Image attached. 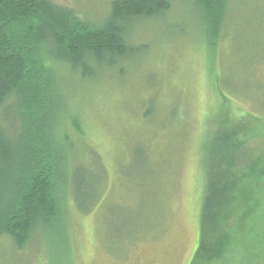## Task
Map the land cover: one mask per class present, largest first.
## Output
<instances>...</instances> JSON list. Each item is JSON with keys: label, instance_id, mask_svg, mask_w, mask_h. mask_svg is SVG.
<instances>
[{"label": "rangeland", "instance_id": "obj_1", "mask_svg": "<svg viewBox=\"0 0 264 264\" xmlns=\"http://www.w3.org/2000/svg\"><path fill=\"white\" fill-rule=\"evenodd\" d=\"M113 1L53 0L95 25ZM172 4L133 27L140 49L121 67L90 80L60 70L82 129L69 182L80 209L69 199L68 228L36 231L22 250L1 239L0 264L190 263L212 135L230 117L264 124V0H230L212 47L192 0Z\"/></svg>", "mask_w": 264, "mask_h": 264}, {"label": "trees", "instance_id": "obj_2", "mask_svg": "<svg viewBox=\"0 0 264 264\" xmlns=\"http://www.w3.org/2000/svg\"><path fill=\"white\" fill-rule=\"evenodd\" d=\"M174 1L114 0L95 25L53 0H0V240L22 250L36 231L68 228L69 199L80 209L69 182L72 138L82 129L60 70L90 80L96 66L121 67L140 49L131 42L133 27L165 17ZM192 2L207 46L218 43L230 0ZM245 118L230 117L212 135L217 150L205 161L189 264H264V124Z\"/></svg>", "mask_w": 264, "mask_h": 264}]
</instances>
